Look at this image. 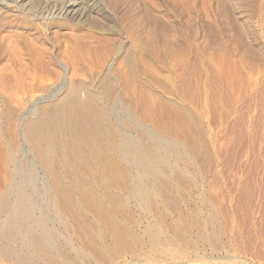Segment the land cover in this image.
I'll return each instance as SVG.
<instances>
[{
    "label": "bare ground",
    "instance_id": "1",
    "mask_svg": "<svg viewBox=\"0 0 264 264\" xmlns=\"http://www.w3.org/2000/svg\"><path fill=\"white\" fill-rule=\"evenodd\" d=\"M126 1L0 0V13L11 12L14 17L23 16L39 28L45 25L49 30L55 26L59 31L68 32L64 41L59 42L58 38L54 52L57 60L71 71L67 77L69 80L61 81L64 78L62 68L60 72H55L56 75L51 73L55 75L54 80L45 77L50 72L49 66L54 63L53 58L48 57L51 53L45 44H35L28 40L27 34L18 33L9 36L8 39L13 37L10 40L6 38L7 42L3 38L0 41L2 89L17 94L23 92V95L26 92L38 94L57 90L58 97L40 106L35 118L24 122L23 136L49 181L51 194L47 204L59 218V224L65 228L66 233L62 236L55 235L47 229L48 224L44 221L47 228L45 227L42 219H36V224H33L35 228L26 225L33 219L36 210L26 187L33 185L37 171L34 166H30L27 173H16L17 150L13 146L8 147L1 163L7 170L3 176L0 194V210L5 213L0 236L3 244L0 248L2 263L264 264V191H258L256 187V190L250 186L251 189L239 187L235 192L237 197L230 199L229 202L236 205V213L229 221L222 223L224 229H228L226 237L212 233H194V236L178 230L169 231L171 233L167 234L160 229L159 223V229L154 224L155 226H145L142 233L134 230L141 223L131 217L132 214L128 210L130 207L127 209L128 201L133 199L139 205L137 208L141 207L149 216L159 210L158 198H161L164 187L169 188L170 177L168 180L166 175H169L167 172L172 169L171 158L177 156L179 147L177 148L173 141L161 137L157 132L158 128L155 132L137 123L129 107H126L127 104H124L126 99L123 103L117 97L119 94L125 96V93L133 94L137 91L138 94L140 92L144 95V101L148 98L149 102L157 103L149 93L151 89L147 91L144 80V70L151 73L145 68L153 64L144 59L147 51L141 49L142 46L136 47L137 45L126 48L119 38L120 33L111 26L113 18L110 12L115 10L117 4H124ZM44 16L47 17L46 22ZM3 17L8 18L7 15ZM158 23L157 18L153 20L145 41L148 54H152L151 59L161 64L163 54L159 45L162 34ZM5 25L6 23L0 25V31ZM54 38L57 41V38ZM171 42L169 53L175 57ZM198 51L195 50L193 62L196 80L200 79L204 72ZM233 55L224 51L215 54L210 67L212 79L215 81L214 87L222 84L224 90H229L234 85L232 82L239 81L242 65ZM147 56L150 59V55ZM147 56L145 58H148ZM216 65L219 68H216ZM220 79L223 80L222 83H218L217 80ZM58 81L62 82L60 88L56 85ZM197 81L194 85L197 91L205 92L210 88L208 84L203 85ZM137 96L141 101V96ZM161 102L159 100L160 107L167 106V102ZM176 105L172 104V109L178 107ZM174 161L176 162V158ZM170 176L173 179L174 175ZM252 195L258 199V208L252 206ZM64 213L67 217H63ZM162 216L157 218L161 222L164 219ZM209 218L208 220H211ZM199 221L193 216L192 228L193 225L201 228L203 224ZM163 222L162 225L165 223ZM221 222L222 220L219 223ZM165 226L167 227L166 224ZM217 226L215 230L220 227ZM200 246L210 248L211 256L223 252L231 254V259L216 262L214 259L211 261L202 258L201 255L200 258Z\"/></svg>",
    "mask_w": 264,
    "mask_h": 264
},
{
    "label": "rangeland",
    "instance_id": "2",
    "mask_svg": "<svg viewBox=\"0 0 264 264\" xmlns=\"http://www.w3.org/2000/svg\"><path fill=\"white\" fill-rule=\"evenodd\" d=\"M110 13L111 18H113L111 26H114V30L120 33V37L117 36L116 38H120L126 48L130 45H137L136 47L140 48L142 46L141 49L146 50V54L150 55V59L149 56L144 55V59L150 64L153 63L149 64L151 66L149 68L146 66L145 69L151 73L144 70L146 73L144 80L145 85L148 87L147 91L151 89L149 93L157 100H154L157 103L149 102L148 98H145V102L142 99L144 95L139 91V94L137 91L133 94L128 92L125 93V96L119 94L117 97L121 102L126 99V102L123 103L127 104L126 107H129L128 109L137 123L155 132L158 128L157 132L160 133L161 137L173 141L174 144H177V148L179 147L178 154L175 157L176 162L174 161L175 158L171 156L173 163H171L172 169L170 168V171L172 172L168 171L169 175H166L167 179L170 177V180H168L171 186L169 184V188L164 187L162 189L161 198H158L157 202L158 208L160 207L159 210H156L151 217L141 207L137 208L139 205L133 199L130 198L131 200L128 201L127 209L130 207L128 210L132 214L131 217L141 223L134 230L142 233L145 226H155L159 223L160 229L167 232V234L171 233L169 231H182L194 236L196 233H212L226 237L228 229H224L222 223L229 221L236 213V205L234 202L231 204L229 201L231 198L237 197L235 192L239 187H251L254 190L257 188L258 191H264V0H127L124 4H117L115 10ZM0 14V18H2L0 19V25L6 23L0 31V41L5 39L4 41L7 42L13 38L8 39L9 36L24 33L27 34L28 40L33 43L45 44V47L50 51L49 53L52 54V56L48 54V57L53 58L54 62L53 65L49 66L48 76L44 74L45 77L55 79V72H60L62 68V77L64 78L61 81L63 79L69 80L67 77L69 72L71 73L70 69H66L64 64L57 60V55L54 52L58 38L59 42L64 41L68 32L65 30L59 31V28L55 26L49 30L45 25L39 28L23 16L17 15V17H14L11 12L7 14L1 12ZM3 15H7L8 18H4ZM156 18L159 22V31L162 34L160 35L159 45L161 54H163L161 64L155 63L151 59L152 54H148L149 51L145 41L153 25V20ZM46 19L47 17L44 16L45 22ZM54 37L57 38V41ZM170 42L173 44L171 46L175 50V57H172L169 53ZM196 49L200 52L199 60L202 62L200 64L202 65V71H204L202 74L204 78L201 76L200 79H197L198 81L193 66ZM222 51L230 55L234 54V59L240 61L242 65L239 72V81L232 82L234 85L229 90H224L222 84L214 87L213 82L215 83V81L210 73L215 54ZM146 56L148 58H145ZM216 68H219V66L216 65ZM208 77L211 79H208ZM196 81L203 85L208 84L210 88H207L205 92L197 91L194 86ZM217 81L218 83L223 82L222 79ZM58 82L56 85L60 88L62 82ZM1 84L0 91L3 94L0 92V194L2 192L3 176L6 175L4 173H7L4 164L1 163H3L2 160L6 150L13 146L17 150L16 162L18 165L16 163L15 172L22 173L24 171L23 173H27L30 166H34L37 171L33 185H27L26 187V192L33 201L32 203H35L36 209L34 210L33 219L27 222L26 225L35 228L34 222L36 224L37 220L42 219L43 223L45 221L48 224L47 228L44 223L47 229L53 231L55 235L62 236L66 234L65 228L59 224V218L47 204L49 194H51V191L49 193V181L41 167H39L34 152L23 136L24 122L35 118L37 109L40 106L58 97L57 90L53 89L38 94L36 92H26L23 95V92L17 94L11 90L2 89ZM153 86L155 87L153 88ZM137 95L141 96L142 102ZM81 97L83 98V94ZM137 97L139 98L137 99ZM159 100L163 104L167 102L168 107L166 105L160 107ZM172 104L178 107L172 109ZM129 132L131 131L129 130ZM178 157H181V160ZM181 168H187V170H184L185 173ZM170 175H174L173 179ZM246 185L248 186L246 187ZM253 196L255 195L250 196V199L253 200V205H251L253 208H258V199L257 197L253 198ZM158 212L164 215L162 216ZM210 213H212V216ZM4 214V211L0 210V236ZM160 216L164 218L165 223L162 222L167 227H164L160 219H157ZM193 216H196L197 220H200L199 222L203 224L201 228L196 225H193L194 229L192 228ZM63 217H67V214L64 213ZM208 218L211 220H208ZM221 220L222 222L219 223ZM208 222L211 227H214L213 229L209 227ZM179 223L180 227L178 226ZM216 226L218 227L217 230H215ZM157 229H159V226ZM2 245L0 239V248H2ZM15 248H17V245ZM190 249L193 250L192 247ZM198 251L199 257L201 255L202 258L211 259V261L214 259L213 261L216 262H224L231 259V254L228 255V253L223 252L211 256L210 248L205 246H200ZM0 264H3L1 258Z\"/></svg>",
    "mask_w": 264,
    "mask_h": 264
}]
</instances>
